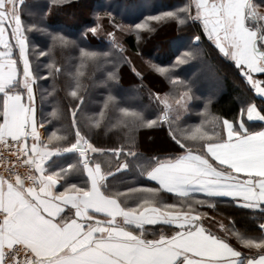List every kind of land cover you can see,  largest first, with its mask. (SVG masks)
<instances>
[{
    "label": "snow or ice",
    "instance_id": "snow-or-ice-1",
    "mask_svg": "<svg viewBox=\"0 0 264 264\" xmlns=\"http://www.w3.org/2000/svg\"><path fill=\"white\" fill-rule=\"evenodd\" d=\"M28 9L26 0H0V264H264V0H186L134 26L108 14L115 31L105 30L97 15L82 36L105 32L108 51L38 27ZM153 21L200 31L170 67L146 62L172 92H149L151 103L141 108L122 106L113 94L120 67L128 65L141 88L145 75L125 55L117 31L140 39L155 31ZM34 31L48 36L46 51L32 46ZM67 48L78 50V63L64 72L56 52ZM209 48L261 104L243 100L231 120L210 114L206 105L199 113L204 119L188 124L192 87L173 78V70L211 55ZM89 67L93 76L104 72L98 86L107 89L91 113L84 83ZM62 76L71 127L49 132L46 125L64 118L59 103L45 107ZM49 81L50 90L43 86ZM113 119L129 135L107 146L97 137ZM163 128L168 148L141 151L134 134ZM119 175L135 178L124 182L126 191L112 184ZM225 205L247 210L256 234L234 219H216Z\"/></svg>",
    "mask_w": 264,
    "mask_h": 264
},
{
    "label": "trees",
    "instance_id": "trees-1",
    "mask_svg": "<svg viewBox=\"0 0 264 264\" xmlns=\"http://www.w3.org/2000/svg\"><path fill=\"white\" fill-rule=\"evenodd\" d=\"M26 2L29 5L28 12L31 14V23L51 31L62 30L63 34L76 40L82 47L108 51L110 46L105 32H101L95 37L91 34L87 37L82 36L86 28L95 26L97 15L103 17L101 23L104 25L105 30L115 31L108 22V14L114 17L116 23L134 26L135 23L142 22L145 16L175 10L183 6L186 0H65L62 6L53 5L51 0H26ZM256 2L259 3L260 0H256ZM49 8L51 9L50 13L47 11ZM152 25L155 27V31L142 33L140 39H137L135 33L125 35L117 31V39L127 50L125 55L145 75L144 87L141 88L139 87L138 78L133 75L129 66L124 64L120 67V83L113 88V94L120 99L122 106L141 108L151 103L149 92L159 91L161 94L172 92L173 86L168 79L150 71L146 62L151 61L164 67H170L179 53L189 50L192 34L194 32L198 34L200 31L194 27L181 30L171 22L157 23L153 21ZM30 40L32 46L37 50L46 51L51 46L48 36L42 32L34 31L30 36ZM192 50L198 51L196 49ZM208 50L212 53L211 55L203 59L190 60L173 70V78L186 81L192 87L194 99L190 102L188 113L185 116L188 124H196L204 119L199 113L204 112L206 105L210 114L231 120L238 117L243 100L253 99L258 105L261 104V101L253 96L233 67L217 57L214 50L211 48ZM77 56L78 50L75 48L58 49L56 52V60L64 72L75 70V65L78 63ZM40 59L43 61L46 58L41 57ZM85 71L86 76L90 77L84 80L87 88L85 103L87 110L91 113L99 110L103 99L107 95V89L98 86L105 74L102 71H96L93 76L91 67ZM50 83V81L44 83L43 86L50 90ZM67 83V79L62 76L58 82V89L60 90L57 92L56 98H49L45 101L46 111H51L57 103L64 111V118L61 122H54V126L48 125L49 132L56 129H60L61 132L70 130L71 117L67 107ZM209 100H211L210 104L208 103ZM253 125L256 130L262 127L260 123H254ZM213 126L212 123L206 125L208 128ZM215 126L219 127L218 125ZM127 135H129L127 130L119 126L118 121L113 119L109 127L104 130V134L97 137V141L111 146L117 142H123ZM134 135L139 141L141 151L146 153L159 152L169 146L166 128L141 129ZM159 136L167 142L160 140ZM148 139L157 144L153 151L144 149L143 145ZM71 158V154L66 157L68 160ZM134 181V177L119 175L112 179V184L116 188L126 191L127 186L124 182L132 183ZM164 198L167 199L166 196ZM205 210L208 211L210 216L216 215L211 210ZM216 219H224L226 224L229 219H234L238 222V228L243 230L247 227L253 231V234H256L247 210L237 211L225 205L221 208L220 214L216 215Z\"/></svg>",
    "mask_w": 264,
    "mask_h": 264
},
{
    "label": "rangeland",
    "instance_id": "rangeland-1",
    "mask_svg": "<svg viewBox=\"0 0 264 264\" xmlns=\"http://www.w3.org/2000/svg\"><path fill=\"white\" fill-rule=\"evenodd\" d=\"M45 88V87H44ZM37 95H38V98H39V90H38V92H37ZM46 127H48V125H46ZM42 132H43V130H42ZM160 137V136H159ZM160 140H164V141H166L163 137H160L159 138ZM162 141H161V143H162ZM167 142V141H166ZM151 141H150V139H148L146 142H145V144L143 145L144 146V149L145 150H148V151H153V149L156 147V143H152L154 146H153V148H152V145H151ZM151 147V148H150ZM157 149V148H156Z\"/></svg>",
    "mask_w": 264,
    "mask_h": 264
},
{
    "label": "crops",
    "instance_id": "crops-1",
    "mask_svg": "<svg viewBox=\"0 0 264 264\" xmlns=\"http://www.w3.org/2000/svg\"><path fill=\"white\" fill-rule=\"evenodd\" d=\"M257 99H258V98H257ZM254 123H259V122H253V124H254ZM259 129H260V128H259ZM259 129H258V130H259ZM243 251H245V252H246L247 250H246V249H243Z\"/></svg>",
    "mask_w": 264,
    "mask_h": 264
}]
</instances>
